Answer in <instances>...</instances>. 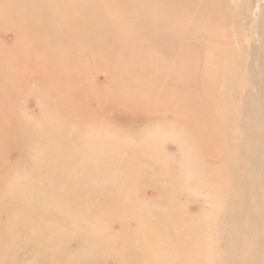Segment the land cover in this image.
Returning <instances> with one entry per match:
<instances>
[{
  "label": "bare ground",
  "instance_id": "6f19581e",
  "mask_svg": "<svg viewBox=\"0 0 264 264\" xmlns=\"http://www.w3.org/2000/svg\"><path fill=\"white\" fill-rule=\"evenodd\" d=\"M216 10L217 5L208 0L1 2L3 31L13 37L8 47L0 38V95L2 84L12 85L18 72L41 59L56 73L59 86L51 84L35 93L33 104L41 112L37 121L28 114L27 103L20 110L14 106L7 115L0 103V163L1 148L10 143L22 146L23 159L33 167L28 174L19 164L4 169L0 195L10 218L0 225V264H17V258L31 251H51L57 258L74 240L88 248L104 247L109 256L102 259L84 251L65 264H111L114 260L119 264H217L224 253L213 247L204 226L198 225L201 208L194 213L186 207L188 203L200 206L197 191L211 187L201 176L188 181L190 170H200L202 175V168L186 154L220 155L229 138L223 117L192 87L196 81L206 97L212 95L217 102L229 96L223 87L227 70L220 50V39L225 37L223 18L219 11L214 17ZM129 27L142 32L141 43L129 35ZM185 27L200 45L209 48L200 66L193 61L194 53L170 66L168 57L153 49L160 37L173 38ZM125 40L126 55L122 56L120 47ZM93 48L103 50V58L116 75L115 92L99 99L120 95L127 107L157 113L175 110L172 103L178 100L177 109L182 106L184 119L171 127L160 117L157 126H150L137 142L132 140L133 133L122 136L102 126L94 131L96 123L79 111V101L93 95L77 79ZM175 82L183 86L177 90L178 99L171 85ZM236 93L234 98H239ZM243 100L239 106L252 113L254 97ZM259 112L264 120V98ZM6 116L17 120L16 128ZM254 130L255 125L253 134ZM252 139L249 146L260 144ZM169 157L181 167L179 180L162 178L155 170ZM212 173L219 179L222 170L213 168ZM144 179L160 180L161 206L149 205L140 197ZM224 195V190H213L214 219L225 213Z\"/></svg>",
  "mask_w": 264,
  "mask_h": 264
},
{
  "label": "rangeland",
  "instance_id": "374dc122",
  "mask_svg": "<svg viewBox=\"0 0 264 264\" xmlns=\"http://www.w3.org/2000/svg\"><path fill=\"white\" fill-rule=\"evenodd\" d=\"M208 1L217 5L220 15L216 10L214 17L219 15L223 18L221 28L225 37L220 39L223 45L220 50L225 59L224 69L227 70L223 87L225 85L229 96L223 102H217L210 98L212 96L210 94L206 97L196 81L193 82L192 87L198 97L206 100L208 106L223 117L224 129L229 138L225 145V152L220 155L197 157L186 154L190 161L202 168V175H199L200 170L199 172L190 170L187 174L188 181L196 180L201 176L202 180L211 184L210 188L204 187L197 191L201 199L200 206L188 203L186 207L194 213L201 208V217L197 218V221H200L197 222L198 225L204 226L203 232L213 240V247L219 248L224 253L217 259V264H264V120L259 112L264 98V0ZM196 12L197 10L193 11L190 22L193 21ZM3 28L4 23L0 21V38L3 39L4 47H8L11 45L13 35L5 34ZM128 33L136 37L137 44L141 43L142 32L129 27ZM163 41L166 44L159 43ZM126 46L125 40L120 47L122 56L126 55ZM152 46L153 49L159 50L168 57L170 66L177 65V59H181V56L186 57L193 53L195 54L193 61L200 66L204 63V55L209 51V48L200 45L197 38L189 33L188 27L173 38L160 37L159 41L154 42ZM92 51L94 54L86 57L88 61L77 79L81 86L85 90L88 89L94 97L79 101L82 102L83 108L79 110L80 113L83 112V115L88 113V116L96 123L94 131L102 126L115 130L122 136H130L133 133L132 140L137 142L140 137L145 136L150 126H157L160 117L171 127L180 118L184 119V114L180 112L182 106L181 110L177 109L179 108L178 100L176 104L172 103L175 105V110L157 113L156 110L127 107L123 105L120 95L105 98L103 101L99 99V96L106 95L107 92L109 95L115 92L116 75L110 62L103 58V50L93 48ZM45 61L41 59L37 65L26 68V71L20 70L12 85L8 83L1 85L0 103L5 115L14 106L20 110L27 103L31 118L37 121L38 116H41V112L33 104L37 99L35 93L37 91L42 93L44 88L51 84L55 87L59 86L58 76L50 66L45 64ZM15 69V72L18 71L17 66ZM171 85L178 99L177 90L182 89L183 86L176 82ZM235 93L239 95V98H234ZM251 97H254L252 113L239 106L243 99ZM6 121L16 128L17 120L13 116L10 118L6 116ZM254 125L255 134L252 132ZM252 137V140L255 139L260 143L258 146L256 143H254L256 147L249 146L248 141H251ZM11 145L6 143L1 148L3 157L0 163V182L5 177V168L9 170L19 164L21 168H26L27 174L33 170L32 165L25 162L22 157V146ZM171 148L176 150L173 144ZM249 152L250 155H248ZM213 168L222 170L219 179L213 174L214 171L212 173ZM156 169L160 177L168 176L172 180H179L183 173L172 157L166 158L162 166ZM157 180L149 182L144 179L140 187V197L144 202L155 207L162 205L158 198L160 180ZM104 189L107 190L106 186ZM215 189L225 192L226 210L222 217L219 216L217 219L212 216L213 190ZM4 200V196L0 195V225L8 222L10 218L7 206H2ZM232 216H234L233 221H231ZM248 230L252 233L250 236L246 235ZM230 233L233 234V238ZM84 251L88 254H97L102 259H107L109 256L108 250L104 247L88 248L81 240H74L61 250L57 258L51 251L42 254L31 251L17 258L16 263L65 264L68 260L72 261V257L82 255ZM111 264L119 263L114 260Z\"/></svg>",
  "mask_w": 264,
  "mask_h": 264
}]
</instances>
